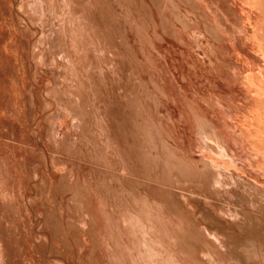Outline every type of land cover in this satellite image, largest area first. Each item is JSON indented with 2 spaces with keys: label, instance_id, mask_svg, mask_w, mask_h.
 <instances>
[{
  "label": "rangeland",
  "instance_id": "rangeland-1",
  "mask_svg": "<svg viewBox=\"0 0 264 264\" xmlns=\"http://www.w3.org/2000/svg\"><path fill=\"white\" fill-rule=\"evenodd\" d=\"M96 1L80 0L82 6H79L86 13L89 12L87 6L90 4L93 5L90 8L101 9V19L94 26L100 36V45L96 50L92 46L88 47L91 50L88 53L89 61L92 63H89L85 70L88 73L95 71L93 68L95 63L101 69L100 75L96 74L98 77L94 78L98 89L99 110H104L105 113L101 122L107 129L109 143H106L105 133L100 131L103 145L97 142L99 144L97 150L103 155L111 150L114 153L110 155L114 163L110 169L113 172L111 174L114 175L112 181H105L101 176L95 175L94 165L91 163L93 160L97 163L99 159L93 151L95 147L87 144L86 133H80L79 138H74L77 136L76 131L80 128H75L74 119L69 112L70 115H65L60 120L64 125L60 138L63 136L74 138L76 141L74 150L68 145H63V148L56 146L55 138L61 129L57 123H53L50 128L51 133L48 131L50 121H54L57 113L63 108L58 95L60 94V98L64 99L68 97L66 91H69V87L65 84L64 92L60 89L64 81L69 80L67 74L71 69V65L68 66L69 58L63 57L65 53H60V57L59 54L54 55L58 62L56 68L59 74H62L60 77L56 74V70L48 65L47 57L40 56L38 41L48 32L46 25L49 22L41 26L37 16L30 17L27 13L29 7H26L28 0L0 1V153L5 155L17 177L15 181H9V185H0V262L2 264H63L60 261L63 260L66 264H86V257L89 260L92 259L93 263L97 255L98 258L101 257L103 264H108L107 255L111 252L113 258L120 264H132L127 253L129 246H133L130 253L136 264H152L150 260L155 258L161 263L155 252H149L151 245L156 244L157 249L166 252L169 248L184 260L192 258L193 264H205L201 263L198 255L194 253L180 254L177 251L173 241L162 230L163 225L160 219L155 217L153 211H157L168 215L178 225L179 233L196 235L195 238L200 240L202 247L206 249L208 246L206 250L211 251L212 255L216 253L215 251H219L225 259L220 260L218 255L213 256L215 264H264L263 230L259 229L260 231L254 235L246 232L239 233L236 227L227 224V219H232L218 211L216 204L200 191L199 194L187 195L190 204L187 208L192 212L182 214L176 210L174 214L172 210L176 207L166 199L167 197H164L166 190L170 189L168 181L170 182L171 177H164V182L158 179L160 176L158 174L162 172V153L157 151L159 156L157 162L150 156L145 157V154L154 152L151 149L153 141H150L147 132L149 131L161 138L160 150L162 145H167L168 148L177 151L175 156L191 167L198 168L196 170L198 172H207L204 167L206 164L210 167H213L214 163L218 166L226 164L228 167L240 170L248 177L253 176L263 180V176L260 177V171L264 172L262 163L257 164L256 171L249 173L245 168L234 164L228 152L202 147L197 136L200 124L194 119L193 113L195 108L203 118H206V115L210 118L212 117L209 113L210 109L220 106V102L226 105L230 101H237V98L241 97L240 93L244 92L241 87L242 67L234 68L237 71L231 69L228 72L224 61L227 56L218 52H223L220 46L229 44L233 50L235 48L244 55L251 51L252 45L247 39L243 40L241 38L243 34L236 30L238 28L236 17H227L228 19L225 17L226 14L221 8L222 0H99L98 6ZM234 1L238 5L242 4L241 0ZM6 2H10V6ZM193 2L198 9L190 6ZM8 6L10 8L12 6V9ZM216 20L221 26L215 22ZM203 23L220 26L222 32L226 31L225 37H230L226 38L228 40L225 42L226 45L205 32ZM227 24L233 28L229 29L228 25L227 29ZM66 31H59V35H62L61 39H66V44L63 40L62 42L67 47L70 40L74 47H79L77 53L79 64H77L83 67L84 59L79 43L76 42L73 33L69 35V31ZM259 42L257 49L260 52L257 62L264 68V61L260 58L264 57V32L259 35ZM214 47L215 51L212 50ZM218 47H220L219 50ZM222 60L224 62L221 63ZM241 60L245 59L242 57ZM35 62H38V65ZM253 66L254 62L250 61L245 68H248L249 72L256 71ZM223 68L226 69L224 72L226 76L222 72ZM234 79L236 80L233 81ZM215 81L226 85L224 87L221 83L217 85ZM22 83L24 85L26 83L27 93L20 106ZM77 103L82 106L81 109L77 106V110H81L80 112L84 114L83 122L85 121L88 127L86 130L96 137L94 129L99 130L100 127L96 126L95 110L89 108L91 112L87 113L85 103L82 100L80 102L77 100ZM243 103L246 102L243 101ZM224 107L226 109V106ZM237 115L238 118L241 117ZM228 116L230 117L229 113ZM78 125L80 126L81 123ZM150 126L156 131L153 132ZM235 127L237 128L238 125ZM254 134L257 137L259 135L256 131L253 132ZM229 136L232 137L233 133ZM164 139L168 140L167 143ZM101 146L102 149L105 148L104 151L99 149ZM33 152L34 155H32ZM242 153L245 154L244 151ZM124 157L126 171L122 169ZM29 163L34 164L33 167ZM161 175L163 176V173ZM78 190L87 194V198L83 199L85 208L80 221H73L71 217L69 222H73L79 232H83L80 235V240L83 241L76 242L74 245L76 256L74 257V253H71L72 260H69L59 254L63 251L62 249L61 251L54 248L59 244L51 239L48 218L53 214L56 198L61 197L59 217H62L64 213L62 218L65 219L66 201L71 202L74 199L71 197L72 192L77 193ZM11 192H14L16 197L19 196L17 197L19 198V214L15 208L8 210ZM237 192L241 194V190L238 189ZM72 206L71 204L66 206L72 209L71 215L74 214ZM75 215H73L75 219L80 218L78 214ZM138 215L143 218L149 216L153 223L152 225L148 220L144 222L149 226L151 234L141 229L147 240L142 239L137 232L140 227L131 226L132 217L141 224ZM174 215L178 217L174 218ZM179 216L180 219H177ZM54 220L56 222V219ZM205 229L220 239L224 238L222 240L226 241L227 249L218 246L214 241V235L212 237L208 232L206 233ZM152 237L161 242V248L156 241L151 240ZM202 240L208 245H204ZM146 241L151 245L146 244ZM39 244L43 246L40 247ZM77 244H79L78 247ZM137 246L143 253V262L139 261L134 253ZM188 249L191 248L188 246ZM98 250L101 252L99 253ZM31 252L36 253L31 254ZM29 256L32 259H29ZM41 260L42 263H40Z\"/></svg>",
  "mask_w": 264,
  "mask_h": 264
},
{
  "label": "bare ground",
  "instance_id": "bare-ground-1",
  "mask_svg": "<svg viewBox=\"0 0 264 264\" xmlns=\"http://www.w3.org/2000/svg\"><path fill=\"white\" fill-rule=\"evenodd\" d=\"M0 1L5 2L6 0H0ZM241 1H242V4L238 5L234 0H222L223 3L221 4V8L224 10V12L226 14V16H225L226 18L232 17V16L236 17V23H237V27H238L236 30L240 31L243 34V36H241V38H243V40L247 39L249 44L252 45L251 51L250 52L248 51L246 53V55H244V54H241L240 51H238L235 48L233 50V48L231 47V44H229L228 46H223V47L218 45L217 43L216 44L218 46H220L221 49H223V52L222 51L220 52V51H218L220 47H218L217 51L221 55L225 54V56H227L224 61L226 64L225 68L227 67L228 72L231 69L233 71H237V70H234V68H241L242 67V69H241L242 70V73H241L242 74L241 75V78H242L241 79V85L242 86L241 87L244 90V92L240 93L241 97H238L237 101H234V102L230 101V102L226 103V105H225V103L220 102L222 106L218 105L213 109L209 108L210 110H212V111L209 110V113L212 115V117H210V118H207V115H206V118H203V116H201L195 108H193L194 109L193 113H194V119H196L200 124L198 131L197 130L196 131H197V136L199 137L201 146L205 147V148L212 149V150H216V151L222 150V151L228 152V154L231 157L232 162L234 164H236L242 168H245L247 171H249V173H252V172L256 171L257 168L255 169V167L258 166L257 164L262 163V167L264 166V68L260 67V65L257 62V57L259 58V52H260V50L257 49L258 42H259V35L264 32V22H263V20H264V0H241ZM6 3H8L7 5H9L10 2H6ZM96 3L98 6L100 4V1L97 0ZM80 4H81L80 0H48V1H46V0H28V3H27L28 6H26V7H29V11L27 10V13L30 15V17H31V15H33L35 17L37 16L38 20L41 23V26H44L46 24V22H49V24H47L46 26H48L47 31L50 34L48 35L47 34L48 32L47 33L44 32L47 34V36H45L46 34L45 35L43 34V37L38 41L37 47H39V50L41 53L40 56L47 57L46 61L48 62V65H50L51 67L54 68V70H56V74H58L59 77L62 74L60 75L59 70H57V68H56V67H58L57 66L58 62L56 61L57 59H55L54 55L59 54V57H60V53H65L63 55V57H68L69 58L68 59L69 65L68 64L67 65L68 66L71 65L70 66L71 67L70 72L67 74L68 75L67 77L69 80L64 81V83L60 89L61 91L64 92V88H65V84H66L69 87V91H66V93L68 94V97H66V99H64L62 97L60 98V96H59L60 94L58 95V100L60 102L62 101L61 105L63 108L59 111V113H57L56 119L54 121L53 120L50 121V127L48 126V131H50V133H51L52 130L50 128L53 126V123H57V126L60 127L61 129L55 138L56 146L57 147L61 146L63 148V145H68V146H70V148L72 150H74L76 148V141L74 140V138L75 137L79 138L78 135H80V133L81 134L86 133L87 138H88L87 144H90L89 146L95 147L93 151L99 157L97 163H96V160H93L91 162L94 165L93 168L95 170V175L101 176V178L104 179L105 181L106 180L112 181V179H113L112 177L114 175L111 174L113 172H111L110 169H112V166L114 165V163H113V161H111L110 155L111 154L114 155V153L111 150L109 153L107 151V154L103 155L102 153H99L97 150L98 145H99L97 142H99L100 145H103L101 142L102 140L100 139L102 137V135L100 134V131L101 132L103 131V133H105L106 143H109V138L107 136V129L105 128V125H102V122H101L102 117L105 113H104V110L103 111L99 110L100 107L98 106V103H97V99H98L97 91H98V89H97V85L95 83V78L98 77V76H96V74L100 75L101 69L99 67H97V65L95 63L94 67H93L95 71L88 73V71L85 70V69H87V66H89V63H92V61H89L90 56L88 53L91 50L88 47L92 46L96 50L100 45V36H99V33L96 31V29H94V26L97 25L101 19V9L98 10L97 7H94V9L90 8L93 6L92 4H90L89 6H87L88 7L87 11H89V12L86 13L83 9L80 8V6H82ZM7 5L5 4V6H7ZM190 6L192 8L198 9L195 2L191 3ZM10 9H12V6ZM47 13H48V15H47ZM213 20L214 19H212V21ZM215 22H218V21L216 20ZM223 22H225V21L223 20ZM228 23L232 24L231 22H228ZM218 24H219V22H218ZM203 25H204L203 29L205 28V32L211 34L216 40H218L222 44L224 43L226 45L225 42H228V40L226 38L229 39L230 37H228V36L225 37L224 33H226V31H224L223 28H222L223 32L221 31V29H220L221 24H219L220 26H217V27H216V25H211V24H207V23H205V24L203 23ZM228 25L229 24L226 25L227 29H228ZM200 26H202V24ZM233 26H235V25H233ZM55 27H57L58 29H56ZM232 28L233 27H231V26L229 27V29H232ZM60 30L63 32L68 30L69 35H71V33H73L75 35V40H76V42L79 43L80 51L82 52V57L84 59V66L83 67L78 66L79 57L77 56V53H78L79 47H77V46H76L77 48L74 47L73 43H71L70 40H69V43H67V47L64 46V44L62 42L63 39H61L62 35H59ZM198 31H199V29H198ZM74 35H72V36H74ZM64 38H66V37H64ZM65 40H63V41L66 44ZM73 41H74V39H73ZM214 46H216V45L214 44ZM65 47L67 49H65ZM212 50L215 51L216 50L215 47ZM20 54H21V52H20ZM20 57H21V55H20ZM242 57L245 60H241ZM260 58H261V60L264 61V57H260ZM37 59H38V57H37ZM26 60H27V58H26ZM64 60H65V58H64ZM224 61L222 60L221 63ZM250 61L254 62L253 67H255L256 71L252 70L253 72H249L248 68H245L250 63ZM86 62H88V64ZM35 63H36V65H38L37 64L38 62H35ZM43 63H44V60H43ZM60 63H61V60H60ZM26 65H27V62H26ZM199 67H202V66L199 65ZM222 67H224V66H222ZM40 68H41V66H40ZM225 68H223V71H222L223 73L226 72ZM216 69L217 68H215V70ZM64 70H65V67H64ZM238 71H239V69H238ZM203 72H204V70H203ZM58 75H57V77H58ZM225 76H226V74H225ZM225 76H224V79H226ZM236 77H237V75H236ZM227 78H229V77H227ZM235 80L236 79H234L233 81H235ZM219 81H222V80H219ZM228 81H230V80L228 79ZM214 83L219 85L221 82L218 84L217 81H215ZM221 84H223V87L226 85L224 83H221ZM25 85H26V83H25ZM25 85H24V83H22L21 90H20V96H19L20 106H21V102H23L22 100L25 99V98H23L24 95H26V93H27L25 90ZM227 87H229V86H227ZM221 90H223V89H221ZM215 91H214V93H217ZM211 92H213V91H211ZM223 92H225V91H223ZM227 93L228 92H226V94ZM194 94H195V92H194ZM69 96H71V99H69ZM198 99H200V98L198 97ZM77 100H79V102H80V100H82L85 103V106H87V109H88L87 113L91 112L89 110V108H91L92 110H95L96 120H97L96 126L100 127L99 130H97L96 128L94 129V131L96 132V137H94L92 132H90L89 130L88 131L86 130L88 127L85 125V123H84L85 121L83 122V120H84L83 115L84 114L81 113L82 112L81 110H80L81 112L77 110L78 108L81 109L82 106L80 103H77ZM243 101L246 103H243ZM247 103H248V105H247ZM203 104H205V103H203ZM77 106H78V108H77ZM224 106H226V109ZM206 110H208V109H206ZM241 110H242V114H240ZM68 112L71 114V118L74 119L75 128H80V130L76 131L77 136H74V138L67 137V136L66 137L63 136L62 138H60L61 130H62V127L64 126L63 122H61L60 120L63 116L70 115ZM228 113H229L230 117L228 116ZM237 114H239L241 117L238 118ZM106 121H108V120H106ZM156 122H158V121H156ZM51 123H52V125H51ZM78 123H81V125L79 126ZM87 123L89 124V122H87ZM48 125H49V123H48ZM235 125H238V127L236 128ZM150 129H153V132L156 131V130L154 131V127L152 128L150 126ZM254 131H256L257 135L259 134L258 137L255 136V134L253 135ZM147 132L150 136V141H153L151 149H153L154 152H152L148 155L145 154V157L148 158L150 156L153 158V160H155L157 162V161H159V156L157 155V151L162 153L163 158L161 159V163H162L161 164V170H162L161 174L163 173V176L161 174H158V175H160L158 179L161 180L162 182H164V177H167V178L171 177L170 182L168 181V183H169L168 186H170V189L166 190L165 195H164V193H162V194L164 195V197H167L166 199L174 207H176V209H174V210L171 209L174 212V214H176V210L182 214H189L190 212H192L190 209L187 208V206L190 205L189 200L187 199V195H190V194L192 195V194H196V193L199 194V191H200L201 193H203L204 196L208 197L211 202H214L216 204V206L219 209L218 211L222 212V214H225L228 216V218L232 219V220L227 219V224L232 226V227H236V229L238 230L239 233L240 232H246V233L254 235V234H256V232L258 233V231H260V230L264 231V172H263V170L260 171L261 172L260 177L263 176V178H262L263 180H259V179L254 178L253 176L248 177L244 173H242L240 170L234 169L232 167H228V165H226V164H221L218 166L216 163L213 162L215 164L213 167H210L207 164L204 165V167L207 169V172L201 173V172L196 171L198 168L196 169V168H194V166L191 167L187 162L185 163V161H183L179 157L175 156V154L177 155V151L168 148L167 145H165V146L162 145V148L160 150L159 143L161 142L160 141L161 138H159L158 136L156 137L155 133L151 134L149 131H147ZM63 133H65V132L63 131ZM232 133H233V136L230 137L229 135H231ZM52 134H53V132H52ZM148 134H147V136H148ZM168 135H169V133H168ZM51 139L54 140L53 137H51ZM164 140H163V142L166 141V140L165 141ZM167 141H166V143H167ZM211 145H214L215 147L213 148ZM104 147L106 149L108 148L107 145H105ZM104 147H103V149L105 150ZM99 149L104 151L102 149V146ZM31 151H34V150H31ZM243 151L245 152V154L242 153ZM32 155H34V152ZM152 155H154V156H152ZM89 158L91 159V156H89ZM124 159L125 160H123V163H122L123 168L122 169H124L126 171L127 170L126 158L124 157ZM209 159H211V158H209ZM29 164H30V166L32 165V163H29ZM33 165H32V167H33ZM94 170H92V171H94ZM14 172L15 171L13 170V168L10 167L9 162L6 160L5 155H2L0 153V185H6V184L9 185L8 184L9 181H15L17 177H16V174ZM155 172L157 173V171H155ZM156 173H154V174L156 175ZM154 176H152V177H154ZM156 177H157V175H156ZM156 177H154V178H156ZM12 183H14V182H12ZM238 189L241 190V192H240L241 194H238V192H237ZM84 192H85V190H84ZM17 197H19V196H17ZM17 197L14 195V192H11V194H9L8 200L10 201V203L8 205V210L11 211L12 208H15L17 213L19 214L20 213L19 212L20 209L18 206L19 205V202H18L19 198H17ZM71 197L74 198L71 201L72 203L69 201L68 202L66 201L67 204L65 205V211H66L65 217L67 218V221H65L66 218L65 219L62 218L64 213H63V215H61L62 217H59L60 216L59 213H60V199H61V197H58V199L56 198L57 201L55 202L56 206L53 210V214H52L53 217L52 216L49 217L48 218L49 224L47 223L48 228L52 233L51 239L53 241H56L59 244L54 248L55 249L58 248L59 250L62 249L63 251L61 250L62 252H60L59 254L63 255V257H67L69 260L70 259L72 260V258H70L71 253H74V257L76 256V254H75L76 248L74 247V245L76 244V242L81 241L80 235H81V233H83V232H79V230L77 229V227L75 226V224L73 222H69L70 221L69 218L72 217L73 221H80L81 220L82 215H83V211L85 208V206H84L85 202L83 199L85 197L87 198V194L85 195L83 192L78 190L77 193L72 192ZM62 199H64V198H62ZM67 199L69 200V198H67ZM184 199H186L185 200L186 202L184 201ZM187 200H188V202H187ZM70 204H71V206L73 205L72 207L74 210V214H72V215L70 214L72 209H70L69 207L66 208V206H69ZM171 210H168V211H171ZM153 212H155V217L157 219L158 218L160 219V222L163 225L162 230L167 234V237H169V239L173 241L174 246L176 247L177 251L180 254L181 253H185V254L194 253L195 255H198V257H199L198 260L201 263H205V264H207V263L215 264L213 256L218 255L220 260L225 259V257L221 256L219 251H215L216 253L212 255L211 251L206 250L208 248V246H207L208 243L207 242L204 243L202 240L201 242L204 245L207 244L206 245L207 248L204 249L203 248L204 246L202 247V245L200 244V240H197L195 238L196 235H189L187 233H181V232L179 233L178 232V230H179L178 225H176L168 215L163 214V213H159L157 211H153ZM75 214H78L80 218L75 219L74 218V216H76ZM88 214H89V212H88ZM192 214H194V213H192ZM10 216H11V213H10ZM138 217L140 218L141 224H139L136 220H134L135 218L132 217L130 220L131 226L132 227H140L139 229H137V232L139 233V235H141L142 239L147 240V238L144 236V233L141 231V229H143L145 231V233L151 234L149 226L145 225L144 222L146 220H148L152 225H153V223L151 222V219L149 218V216L143 218L140 215H138ZM176 217H178V215H174V218H176ZM52 218L56 219V222ZM192 218L195 219V217H193V216H192ZM177 219H180V216ZM220 221L222 223V220H220ZM195 223H197V222H195ZM194 225L196 226V224H194ZM196 227H198V226H196ZM115 228H116V226H115ZM205 230H207V229H205ZM193 232H195V231H193ZM207 232L212 237L214 235V241H215V243L217 242L218 246H220V247L222 246V247L226 248L227 243H226V241L222 240L224 238L220 239L215 234L212 235V233L209 230H207L206 233ZM131 233L132 232L130 231V234ZM239 233H237V234H239ZM125 237H127L126 234H125ZM81 239H83V238H81ZM151 240L154 242L156 241L157 245L160 248L162 247V244L158 239L152 237ZM127 242H128V239H127ZM79 244H77V247ZM146 244L151 245V243H148L147 241H146ZM155 245L156 244L151 245L152 248H151V251H149V252H155L159 256L160 261H162V262L159 263L158 259L155 258V259L150 260L152 262V264H193L194 263L192 258H190L189 260H184L179 256V254L172 252L169 248H167V251L165 252L163 250L157 249L155 247ZM38 246H40V244ZM42 246H40V247H42ZM188 246L191 248L190 250L188 249ZM36 247H37V245H36ZM74 248H75V250H74ZM184 248H185V250H184ZM23 249H24V247H23ZM38 249H39V247H38ZM41 249H43V248H41ZM132 249H133V246H129L127 257L129 258V261H131L132 264H136L134 262L133 257L131 256V253H130V251ZM99 250H98V252H99ZM28 252H29V250H28ZM41 252H42V250H41ZM32 253H34V252H31V254ZM38 253H39L38 255H40V251H38ZM134 253H135L137 259L139 261L143 262V253L140 251L139 246H137V250ZM31 254H30V256H31ZM89 254H90V252H89ZM145 255H146V252H145ZM31 257L34 258V256H31ZM31 257L29 259H32ZM26 258H28V257H26ZM100 258L101 257L98 258L96 255V257L94 258L95 261L92 263L91 262L92 259L89 260V258L86 257L85 263L86 264H90V263L91 264H103ZM107 258H108L107 259L108 264H120L119 261H117L113 258L111 252L108 253ZM60 261H61V263L66 264L65 261H63V260H60ZM32 262H34V261H32ZM73 262H74V260H73ZM0 263L2 264V262H0ZM40 263H42V260ZM123 264H126V263H123Z\"/></svg>",
  "mask_w": 264,
  "mask_h": 264
}]
</instances>
